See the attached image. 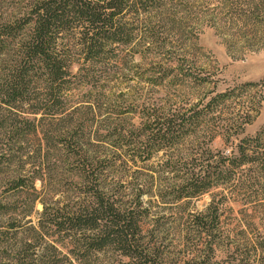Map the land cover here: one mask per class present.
<instances>
[{
    "label": "rangeland",
    "instance_id": "374dc122",
    "mask_svg": "<svg viewBox=\"0 0 264 264\" xmlns=\"http://www.w3.org/2000/svg\"><path fill=\"white\" fill-rule=\"evenodd\" d=\"M34 1L0 3V24L16 17L20 21L14 25L16 33H22L23 17ZM167 1L163 30L158 21L150 24V13H142L133 28L134 40L103 63H84V55H75L77 48L58 55L71 74H77L82 64L95 75L115 73L111 90L103 92L122 104L117 121L124 129L122 140L105 142L106 113L98 107L91 112L88 106L101 89L90 93L88 84L76 80L66 87L64 114L56 118L48 115L40 121V114L28 112L30 107L0 102V264L126 261L113 248L90 247L89 232L70 229L68 212L79 203L88 205L96 184L80 176V166L66 148L71 134L96 146L97 153L87 152V163L94 162L92 171L103 160L100 151H109L110 159L102 166H111L110 174L101 178L102 184H116L124 201L140 196L141 209L147 213L139 223L140 245L153 249L156 264H264V190L250 184L255 168L246 165L227 183L197 197L175 200L173 195L188 154L210 157L212 151L213 160L219 158L218 152L231 158L241 139L256 136L264 150V0ZM174 16L176 21L171 22ZM155 26L160 43L150 40ZM64 37L61 42L69 39ZM19 59L20 55H1L2 73ZM246 83L256 84L245 87ZM227 89L240 94L210 110L192 137L172 148L146 149V140L138 136L146 106L190 107ZM38 91L33 89V95ZM239 109L251 112L249 122L243 120L244 113L240 118ZM229 120L235 126L231 137L224 126ZM147 258L150 263V253Z\"/></svg>",
    "mask_w": 264,
    "mask_h": 264
},
{
    "label": "trees",
    "instance_id": "16d2710c",
    "mask_svg": "<svg viewBox=\"0 0 264 264\" xmlns=\"http://www.w3.org/2000/svg\"><path fill=\"white\" fill-rule=\"evenodd\" d=\"M4 1L0 0V3ZM168 2L167 0H35L31 11L25 13L23 24L19 25L22 33H16L17 28L14 25L20 22L16 17L8 21L4 19L0 24V56L20 55L17 65L9 72L2 73L0 69V102L11 107H30L28 112L33 115L40 114V121H44L48 115L56 118L55 115L64 114V111H61L66 107L63 102L66 87L76 80L77 84H88L90 93L94 89H101L98 92L99 97H91L92 103L88 106L91 112L96 113L98 107L101 114L106 113L105 142L122 140L124 129L117 123L120 121L119 108L122 104L115 103L117 97L109 95L111 93L106 95L103 92V89H110L109 84L114 80L115 73L105 71L95 75L85 71V64H82L77 74H71L65 59L59 58L58 55H66L77 48V54L74 53L84 55V63L91 65L103 63L111 58L109 55H115L120 46L130 45L134 40L133 28L139 25L142 13H150V24L158 21V29L163 30L167 23L166 17H163L166 11L164 6ZM175 21L174 16L171 22ZM158 29L156 26L151 27V42L160 43ZM65 35H68L69 39L66 38L67 41L61 42ZM163 47L164 43L159 48ZM63 51L66 52L62 54ZM255 84L246 83L245 87ZM35 88L39 91L33 95ZM239 94V91L227 89L210 97L207 103L200 99L190 107H165L151 103L142 113L144 123L138 136L146 140V149L148 145L153 146L154 151L172 148L176 143L192 137L196 126L209 116L210 110L217 107L219 109L223 103L237 98ZM97 99L103 101H99L97 105L95 103ZM239 110L240 118L244 113L247 118L243 117V120L249 122L251 112ZM224 126L231 137L235 129L234 124L229 120ZM76 129L77 125H72V130ZM66 132L68 136L71 131L67 129ZM259 139V136L241 139L237 145L238 153H234L231 158L218 152L219 158L213 160L215 155L212 151H209L210 157L204 153L198 157L188 154L189 157L183 161L173 186L175 200L208 193L215 185L227 183L232 173H236L246 165L255 168L256 176L251 178L250 184L264 190V150L257 143ZM69 140L66 148L72 159L78 162L80 176L85 179L92 178L96 182L89 204L79 203L68 212L70 229L89 232L90 240L87 243L90 247L97 250L113 248L118 251L126 259L120 264H156L153 259V249L151 247L150 250L142 249L140 245L139 223L147 216L145 210L141 209L140 196L131 201H124L123 197H119L121 194L116 184L110 181L102 184L101 178L110 174L108 170L111 166H102L105 160L110 159L109 151L103 153L100 151V158L104 161L101 160L100 165L92 171L94 162L90 160V163H87L89 159L87 152L97 153L96 146L90 141L83 142L77 134H71ZM223 174L228 175L226 181L225 179L220 181ZM217 212L216 208L215 213ZM198 226L204 228V225L198 224ZM149 253L150 263L147 258Z\"/></svg>",
    "mask_w": 264,
    "mask_h": 264
}]
</instances>
